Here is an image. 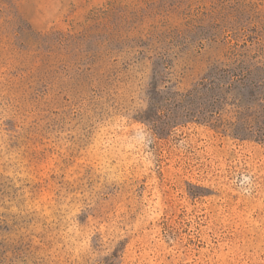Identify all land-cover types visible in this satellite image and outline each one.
Wrapping results in <instances>:
<instances>
[{
  "label": "rangeland",
  "instance_id": "1",
  "mask_svg": "<svg viewBox=\"0 0 264 264\" xmlns=\"http://www.w3.org/2000/svg\"><path fill=\"white\" fill-rule=\"evenodd\" d=\"M0 264H264V0H0Z\"/></svg>",
  "mask_w": 264,
  "mask_h": 264
}]
</instances>
